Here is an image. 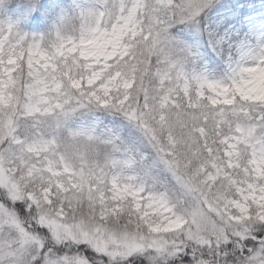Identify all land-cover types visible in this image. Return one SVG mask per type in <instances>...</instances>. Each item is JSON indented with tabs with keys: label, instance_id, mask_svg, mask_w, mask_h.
I'll return each instance as SVG.
<instances>
[{
	"label": "snow or ice",
	"instance_id": "obj_1",
	"mask_svg": "<svg viewBox=\"0 0 264 264\" xmlns=\"http://www.w3.org/2000/svg\"><path fill=\"white\" fill-rule=\"evenodd\" d=\"M0 264H264V0H0Z\"/></svg>",
	"mask_w": 264,
	"mask_h": 264
}]
</instances>
